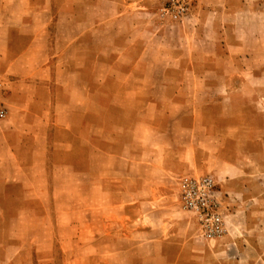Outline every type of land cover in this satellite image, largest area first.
Instances as JSON below:
<instances>
[{
	"label": "rangeland",
	"instance_id": "rangeland-1",
	"mask_svg": "<svg viewBox=\"0 0 264 264\" xmlns=\"http://www.w3.org/2000/svg\"><path fill=\"white\" fill-rule=\"evenodd\" d=\"M226 1L0 0V24H12L10 59L47 27L42 61L53 83L41 82L31 111L50 118V102L73 106L70 124L52 115L41 129L47 144L36 160L26 128L17 148L23 178L0 174V264H264V0ZM249 4L252 13L242 12ZM3 63L2 119L9 83L20 79ZM183 150L196 159L189 170H179ZM139 159L145 182L161 160L176 172L177 218H134ZM227 161L241 164V180L219 174ZM184 176L213 180L221 236L202 237L182 206ZM233 206L240 215L232 227ZM135 229L145 231L140 252L135 237L120 235Z\"/></svg>",
	"mask_w": 264,
	"mask_h": 264
},
{
	"label": "crops",
	"instance_id": "crops-1",
	"mask_svg": "<svg viewBox=\"0 0 264 264\" xmlns=\"http://www.w3.org/2000/svg\"><path fill=\"white\" fill-rule=\"evenodd\" d=\"M229 0L226 3L229 4ZM255 8L254 6L245 5L242 8V12L252 13L250 10ZM224 12V9H223ZM230 12V10H226ZM32 26L34 24H28ZM45 26L43 29L39 28V31L32 32L30 37H28L27 43L23 46L21 51L13 59L8 56L9 47L11 45V34H12V24H0V60L4 61L3 69L9 74L16 72L20 75V79H13L9 83V97L11 103H8L9 114L6 118L0 119V174L10 176L13 181L23 178L25 174L26 167L19 163L17 148L25 144L26 128L30 129L32 133L31 136V146L29 150V155L36 160V157H40L42 152L43 144H47V132L45 134L41 129H47L49 123H51L50 118L52 115H57L58 122L63 125L70 124L68 116L69 110L72 106L71 103L66 101L50 102V108L52 109V115L50 118H46L43 112H32L34 104L38 97V87L44 80L53 83V70L47 62L42 61L45 49ZM199 73L189 72V75L198 76ZM67 76H70L67 75ZM188 91V90H186ZM185 109H191L193 106L184 100L183 106ZM68 110V111H67ZM31 112L30 119L27 118V112ZM51 114V113H48ZM175 121L172 122L174 124ZM195 127V121L193 120L190 125L187 126V133L193 134L192 131ZM14 130H20L21 132L14 133ZM167 134H172L167 131ZM16 140V142H15ZM18 146V147H17ZM153 154V151H152ZM16 160L17 163H12L10 160ZM41 161V160H40ZM38 162H32L31 167L35 164H40ZM195 156H192L187 151H182L181 157L179 158V170H189L192 163H195ZM141 159L137 160L135 168V181L131 187V202L135 205V216L137 222L142 223L144 216L148 215L150 219L154 220V216L158 213L164 217L163 220H173L174 217H178L176 212V189L174 184H172L169 176L174 173H169L165 168L167 167V160H161L156 167V171L152 173L151 176L146 177L147 182H145V175L143 168L141 166ZM145 163V158L143 160ZM155 165L156 162H155ZM160 165V166H159ZM241 164L235 161H227L222 164L219 169V174L223 176L224 179H238L241 180L242 174H246ZM66 165H59L58 168H65ZM164 166V168H162ZM160 167V168H159ZM171 177V176H170ZM9 181V180H8ZM224 195V194H223ZM234 195H239L235 193ZM234 205H236L235 199ZM128 202H125L127 204ZM125 205H121L124 207ZM124 209V208H121ZM232 213L229 215L230 225L233 227L232 219H235L239 214L236 207H232ZM123 211V210H122ZM124 212V211H123ZM162 220V221H163ZM145 231L143 229L126 230L120 233L122 238L130 239L142 236ZM153 237H161V232L158 233L154 229H148ZM154 244L148 246L151 249L157 247L156 240H153ZM134 244H132L133 246ZM127 247V246H126ZM136 252H140L143 249V244L140 241H136L134 247H132ZM130 248V250H132ZM128 264V263H127ZM130 264H147L145 262H131Z\"/></svg>",
	"mask_w": 264,
	"mask_h": 264
},
{
	"label": "built area",
	"instance_id": "built-area-1",
	"mask_svg": "<svg viewBox=\"0 0 264 264\" xmlns=\"http://www.w3.org/2000/svg\"><path fill=\"white\" fill-rule=\"evenodd\" d=\"M5 114L6 109L0 98V119ZM180 202L184 208L196 215L202 237L215 239L225 231V220L220 211V202L216 200L215 185L210 177H182Z\"/></svg>",
	"mask_w": 264,
	"mask_h": 264
}]
</instances>
